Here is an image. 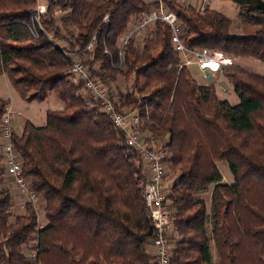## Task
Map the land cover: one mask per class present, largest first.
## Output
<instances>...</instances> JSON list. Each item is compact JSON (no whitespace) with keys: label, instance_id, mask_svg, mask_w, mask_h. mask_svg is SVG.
I'll return each instance as SVG.
<instances>
[{"label":"trees","instance_id":"1","mask_svg":"<svg viewBox=\"0 0 264 264\" xmlns=\"http://www.w3.org/2000/svg\"><path fill=\"white\" fill-rule=\"evenodd\" d=\"M221 1L238 9L227 33L210 7L164 4L186 48L264 65V0ZM44 3L35 40L27 25L37 0H0V77L25 103L53 95L63 104L46 112L43 127H12L22 176L43 203L41 229L30 203L15 209L0 141V264H156L143 202L147 164L84 95L69 72L74 58L63 52L77 54L116 111L136 114L143 143L176 176L163 201L173 218L170 264H264V78L234 66L220 70L239 100L231 106L214 82L198 84L180 67L164 22L153 23L141 43L136 35L125 41L141 15L157 8L154 0ZM9 104L0 99V126ZM217 162L226 164L231 184L222 183Z\"/></svg>","mask_w":264,"mask_h":264},{"label":"built area","instance_id":"2","mask_svg":"<svg viewBox=\"0 0 264 264\" xmlns=\"http://www.w3.org/2000/svg\"><path fill=\"white\" fill-rule=\"evenodd\" d=\"M157 3V8L150 13L141 15L139 22L134 26L133 33H138L143 28H149L157 21L164 22L172 32L171 45L179 55L181 64L180 67L196 66L197 69L204 73L208 70L210 74H216L223 68L233 66L232 59L219 51L206 50H191L184 46L180 40L179 31L176 27L177 16L170 12L164 0H154ZM180 4L198 3L200 11H204L210 7L214 0H176ZM45 12V8L40 6L36 9V13L32 15L30 24L27 25L29 33L33 39L39 37L42 31L39 18ZM144 29V30H145ZM132 35L128 34L125 37L127 41ZM90 46L87 47V49ZM65 57H73L69 72L74 78L83 83V88L87 91L91 98L100 106L102 111L111 117L113 125L124 133L125 145L134 148L144 159L149 171V179L144 185L143 202L144 208L147 211L151 220L154 236L152 239V247L156 264H170L171 251L168 244V234L171 231L173 218L167 208L163 205L164 194L162 182L164 178V169L161 165L160 155L150 150L144 143L142 136L138 133V117L136 114H123L115 110L107 90L98 81L90 78L81 62L77 59L74 52H63ZM0 141L2 144V154L5 160L7 175H9L18 191L27 197L28 203L31 204L37 214L38 229L43 225L39 222L37 211L40 208L38 197L29 188V183L22 176L21 163L17 160L12 142V124L11 111L7 109L2 118L0 126Z\"/></svg>","mask_w":264,"mask_h":264},{"label":"rangeland","instance_id":"3","mask_svg":"<svg viewBox=\"0 0 264 264\" xmlns=\"http://www.w3.org/2000/svg\"><path fill=\"white\" fill-rule=\"evenodd\" d=\"M40 6H43L46 9L44 0H37V5L35 9H37ZM210 8L215 12L216 16L218 15V17L222 18L224 22H223L221 31L224 33H227L228 31L225 29V27L227 26V24H229L228 22L235 20L237 17L238 9L236 8V6L232 4L230 1L214 0L213 2H211ZM44 14L45 12L43 13V15ZM149 30H150V27L145 30L143 29L139 33V35L136 36L137 37L136 41L138 43H141V41L146 37V33L149 32ZM231 59H232V63L234 67L240 69L241 71L254 74L259 77L264 78V65L261 62L255 59H252V58H248V57H242V58L231 57ZM188 70L192 78L196 80L198 83L203 84V85L208 83L206 79L204 80L201 78L203 73L200 72L196 66H190L188 67ZM216 75H218L217 79H216L217 76H215L214 74L212 75V77H215L213 78L215 79V81L213 82L215 83V89L219 97L223 100H226L231 106H237L239 103V100L236 97V95L232 92L231 84L229 83L228 79H226L222 73L216 74ZM119 81L120 83H122V79H120ZM84 95L85 96L88 95L91 98L90 94L87 91L84 92ZM0 99L10 100L12 104L11 110L14 111V113L11 112V124H12L14 131H16L17 133L21 131L22 126L25 121L29 120V122L32 123L35 127H39L43 122L46 121L47 111H60L63 107V104L59 100H57L53 95H49L43 103H36V102H32L29 104L25 103L14 92L8 79L2 76L0 77ZM120 132L123 134V136H125L122 131ZM150 150H153V149H150ZM158 154L160 155L161 161H162L163 155L160 153ZM216 165L218 167L220 174L222 175V183L231 184L232 177L228 172V168L226 164L222 162H217ZM163 169H164L165 174H164V178L162 182V188H163V194L165 197L171 184L176 179V176H174V174L169 172L166 166L163 167ZM12 181L13 180L11 177H6V182H9L8 183L9 189L13 193V199L16 204L15 209L17 212L21 213L22 205L24 201H27V197H25L18 191V189L15 187ZM210 192L211 190H209L205 195H203V198L205 202L207 203V210H208L207 216H206V227H207L208 234H209L210 225H211ZM38 201H39L40 208L37 211V213L39 215V222L43 225L44 223L42 221V213H43L44 207H43V203H41L39 198H38ZM30 245H34V243H31ZM214 252H215V249L213 248V245H212V253L213 255H215V260H216V252L215 254ZM30 253L31 255L34 256L33 252H30Z\"/></svg>","mask_w":264,"mask_h":264},{"label":"crops","instance_id":"4","mask_svg":"<svg viewBox=\"0 0 264 264\" xmlns=\"http://www.w3.org/2000/svg\"><path fill=\"white\" fill-rule=\"evenodd\" d=\"M187 68H188V67H187ZM215 76H217V77H216V79H217V78H218V75L215 74ZM2 77H5V76H2ZM201 78L204 79V80H205V79L207 80V78L204 76V73L202 74V77H201ZM210 78H211V82L215 81V79H213V78H215V77H212V75H210ZM207 82H208V80H207ZM197 83H198V82H197ZM198 84H200V83H198ZM207 84H209V83H207ZM207 84H205V85H207ZM201 85H203V84H201ZM216 93H217V92H216ZM217 95H218V94H217ZM218 96H219V95H218ZM2 100H6V99H2ZM9 101H10V100H9ZM11 106H12V104H11V102H10V104H9V106H8L7 109H8V110H9V109L11 110ZM61 110H63V107H62ZM61 110H60V111H61ZM11 112L14 113V111H12V110H11ZM28 121H29V120H28ZM31 124H32V123H31ZM44 124H45V122H43L39 127H43ZM207 212H208V210H207Z\"/></svg>","mask_w":264,"mask_h":264},{"label":"bare ground","instance_id":"5","mask_svg":"<svg viewBox=\"0 0 264 264\" xmlns=\"http://www.w3.org/2000/svg\"><path fill=\"white\" fill-rule=\"evenodd\" d=\"M36 13V12H35ZM143 29H145V28H143ZM142 29V30H143ZM142 30H140L138 33H133V30H132V32L130 33V34H134V35H139V33L142 31ZM205 71H208V70H205ZM209 72V71H208ZM210 74V73H209ZM217 74V73H216ZM210 75H212V74H210ZM210 75H209V78H210ZM215 75V74H214ZM205 76V75H204ZM206 77V76H205ZM207 78V77H206ZM207 80H208V78H207ZM210 82H211V78H210ZM209 81H208V83H210ZM127 113H132V112H124L123 114H127ZM138 133H139V131H138ZM140 134V133H139ZM141 135V134H140ZM22 194V193H21ZM22 195H24V194H22ZM25 196V195H24ZM26 197V196H25ZM38 197V196H37ZM38 223V222H37ZM38 228V227H37Z\"/></svg>","mask_w":264,"mask_h":264},{"label":"water","instance_id":"6","mask_svg":"<svg viewBox=\"0 0 264 264\" xmlns=\"http://www.w3.org/2000/svg\"><path fill=\"white\" fill-rule=\"evenodd\" d=\"M204 75L208 78V81L210 82V78H209V75H210V74H209V72H208V71H205V72H204Z\"/></svg>","mask_w":264,"mask_h":264}]
</instances>
